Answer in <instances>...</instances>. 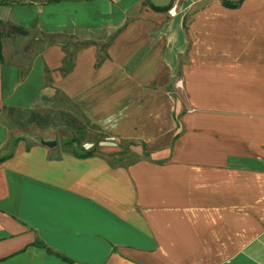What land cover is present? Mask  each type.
Listing matches in <instances>:
<instances>
[{
    "label": "crops",
    "instance_id": "1",
    "mask_svg": "<svg viewBox=\"0 0 264 264\" xmlns=\"http://www.w3.org/2000/svg\"><path fill=\"white\" fill-rule=\"evenodd\" d=\"M0 22V113L62 94L141 147L0 120V264H264V0H0Z\"/></svg>",
    "mask_w": 264,
    "mask_h": 264
},
{
    "label": "rangeland",
    "instance_id": "2",
    "mask_svg": "<svg viewBox=\"0 0 264 264\" xmlns=\"http://www.w3.org/2000/svg\"><path fill=\"white\" fill-rule=\"evenodd\" d=\"M221 1V0H219ZM206 5V4H205ZM36 37L30 36L27 41L21 40L17 43L20 49L16 54L21 51L22 48H29L31 42L36 41ZM39 42V41H38ZM14 44V43H13ZM11 54L12 50L8 49ZM21 54V55H22ZM23 57L26 56L22 55ZM28 60L23 61L21 66L23 69L27 68ZM37 117L30 120L28 111H16L10 115L6 109L0 113V120L6 122L11 127L17 128L18 131H30L35 137H45L55 139L58 143V151L70 152L77 154L84 150L85 145H90L96 153H101L103 148L109 147L110 144L113 148L107 154L115 164L127 163L129 159H133L137 156L136 151H140L141 147L131 141L112 140L109 135L99 130L96 126L90 125L83 119L82 110L80 107H75L71 99L66 98L62 94H58L53 99L51 106L43 110L34 111ZM33 121V122H32ZM45 132V135H43ZM39 133V135H37ZM41 135V136H40ZM110 143V144H109ZM108 144L107 146H102ZM116 150V151H113Z\"/></svg>",
    "mask_w": 264,
    "mask_h": 264
},
{
    "label": "trees",
    "instance_id": "3",
    "mask_svg": "<svg viewBox=\"0 0 264 264\" xmlns=\"http://www.w3.org/2000/svg\"><path fill=\"white\" fill-rule=\"evenodd\" d=\"M57 1V0H55ZM242 0H235V1H229V0H222V4L226 7H229V8H236L239 3L241 2ZM156 9H162V10H166L168 7H155ZM0 25H1V22H0ZM12 33L13 34H25V31H23V29L19 28V27H12ZM3 36V32L1 31L0 29V62L3 61V57H2V45H1V37ZM87 123H89L87 120H85ZM93 151H88V152H85L83 155H90L92 154ZM6 157L3 156V157H0V162H2Z\"/></svg>",
    "mask_w": 264,
    "mask_h": 264
}]
</instances>
